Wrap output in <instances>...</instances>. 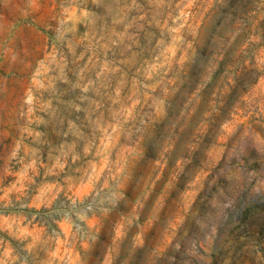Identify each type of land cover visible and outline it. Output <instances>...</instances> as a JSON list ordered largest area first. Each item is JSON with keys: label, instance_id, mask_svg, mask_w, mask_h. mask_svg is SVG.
Returning <instances> with one entry per match:
<instances>
[{"label": "rangeland", "instance_id": "obj_1", "mask_svg": "<svg viewBox=\"0 0 264 264\" xmlns=\"http://www.w3.org/2000/svg\"><path fill=\"white\" fill-rule=\"evenodd\" d=\"M0 264H264V0H0Z\"/></svg>", "mask_w": 264, "mask_h": 264}]
</instances>
